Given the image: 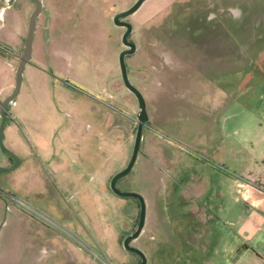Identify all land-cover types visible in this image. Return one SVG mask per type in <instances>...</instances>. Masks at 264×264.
I'll use <instances>...</instances> for the list:
<instances>
[{
    "label": "rangeland",
    "instance_id": "374dc122",
    "mask_svg": "<svg viewBox=\"0 0 264 264\" xmlns=\"http://www.w3.org/2000/svg\"><path fill=\"white\" fill-rule=\"evenodd\" d=\"M40 1L32 58L8 106L19 112L14 135H9V125L4 128L3 145L19 166L0 173L5 198L0 199V264H74L75 250L82 248L95 264H137L123 240L136 229L138 202L109 187L129 162L138 112L135 97L122 83L123 29L113 18L137 0ZM247 1L145 0L126 18L136 46L125 58L128 78L144 98L148 122L135 164L116 186L144 199L145 233L130 245L142 251L146 264H184L182 251L173 254L172 242L153 227L157 220L183 221L184 211L200 206L197 199H188L189 186L204 178L213 188L223 178L226 186L232 166L247 168L264 149V68L239 73L240 88L223 90L226 95L218 104L209 105L203 96L216 97L214 87L208 88L216 76L231 80L223 67L221 74L209 69L216 56L237 55L238 65L246 64L253 42L231 40L230 34L248 36ZM34 9L33 1L18 0L7 12V20L21 22L24 43ZM256 32H264V26L256 25ZM253 45L259 49L264 44ZM5 61L16 68L19 57ZM232 62L228 57L227 63ZM213 64L221 65L217 60ZM98 118L104 122L99 135L89 138L95 150L89 160L104 184L98 175H89L92 195L75 194L74 182L64 181L74 172V123L79 135H87ZM162 147L174 151L171 157ZM10 166L0 151V168ZM13 206L33 216L41 228L12 215ZM162 227L165 231L166 224Z\"/></svg>",
    "mask_w": 264,
    "mask_h": 264
},
{
    "label": "crops",
    "instance_id": "0c3cea01",
    "mask_svg": "<svg viewBox=\"0 0 264 264\" xmlns=\"http://www.w3.org/2000/svg\"><path fill=\"white\" fill-rule=\"evenodd\" d=\"M17 1L0 0V102L13 91L15 84L16 68L15 66L10 68L5 60L11 58L16 62L24 46L21 22L12 17L11 20L6 19L7 12ZM246 4L247 21L244 23L249 30L248 36L240 38L233 33L230 34L231 40L253 42L246 50V64L238 65V56L233 54L228 57L235 63L228 64V57L222 59L221 56H216L211 64L208 63L209 69L212 66L215 73L221 74V67L224 72L231 73L230 81L224 82L221 76L219 79L216 76L214 81H209L208 88L214 87L216 91L214 99H209L206 92L203 95L204 99L211 103L209 105L218 104L221 97L226 95L223 90L240 88L242 80L240 81L238 77L239 73L245 72L249 75L259 73L261 68H264V45L259 49H255L253 45L254 42L260 41L264 44V32H256V25L264 26V0H248ZM260 16H262L261 22ZM63 34L67 35L66 32ZM215 60L221 65L213 64ZM1 63H4L7 68L4 69ZM35 70L39 71V68L36 67ZM6 112L8 118L5 126L9 125V135L13 136L14 121L19 112L15 113L8 108ZM101 122L104 120L98 118L96 128L87 135H79L77 124L74 123V172H71L70 180L64 181L71 184L74 182L75 194L92 195L93 192L88 187L89 175H98L99 178L101 177V185L104 184L103 176L92 168L94 165L92 166L89 155L95 150L94 146L88 143L89 138L99 135ZM162 149L166 152V158L171 157L172 152L174 153L168 147H162ZM23 164L24 162L21 161V165ZM64 165L66 166L67 163ZM235 167H231L233 168L231 177L225 178L226 186H224L223 178H221L222 183L220 185L218 183V188L216 186L213 188L208 178L199 180L198 186H189L188 199H197L200 206L184 211L183 221L177 222L175 219L174 221L170 219V223H167L160 219L157 220L156 226H153L163 235L165 234L167 241L172 242L173 254L177 253L175 250L182 251L184 264H264V149L257 152V156L247 168L244 165L239 169ZM10 213L37 229L41 228L39 221L15 206L10 209ZM164 223L165 231L162 227ZM144 233L142 229L140 236L135 240H139ZM84 251L83 248L75 250L74 264H95L94 258Z\"/></svg>",
    "mask_w": 264,
    "mask_h": 264
},
{
    "label": "water",
    "instance_id": "95a60500",
    "mask_svg": "<svg viewBox=\"0 0 264 264\" xmlns=\"http://www.w3.org/2000/svg\"><path fill=\"white\" fill-rule=\"evenodd\" d=\"M31 1L34 2L35 9L29 18V24H28V30H27L25 43H24L21 55L19 57V62L15 69L14 88H13L12 93L8 97H6L3 101L0 102V151L6 158H9L13 161L12 166L7 167V168H0V173L10 172L19 166V161L16 155L4 147L3 137H4V126L8 118V114L6 112L7 108L10 104L14 102V99L18 95L21 82H22V75H23L24 67L30 62L32 58V40L34 36V31H35V20L41 12L42 2L40 0H31ZM144 1L145 0H137L129 9L119 12L113 18V22L116 26L120 28H125V32L123 33L121 37V43H122V46L125 47V49H123L119 54V68H120L121 79H122V83L124 87L135 97L137 101L138 112L136 115L137 116V130H136L132 153H131L129 162L123 170L116 173L111 178L110 183H109V187L112 193L122 198H134L137 200L139 204V216H138V223H137L136 229L132 234L128 235L123 240L124 249L138 256L141 260L139 264H146V257L142 253L141 250H139L138 248L134 246H131L130 241L137 239L142 232V229L144 226V219H145L144 199L142 198L141 195L137 193L120 191L117 188L116 183L119 178L126 175L133 168L138 152H139V149H140L143 126L145 125L146 122H148V114L146 112V104H145L144 98L142 94L140 93V91L137 88H135L133 85H131L129 78H128L127 65L125 62V58L129 55H132L136 50L135 44L130 42L128 39L129 35L132 33V25L127 21L121 20L122 18H127L128 16L135 13ZM0 199L5 201V198L1 194H0Z\"/></svg>",
    "mask_w": 264,
    "mask_h": 264
},
{
    "label": "flooded vegetation",
    "instance_id": "af4514ba",
    "mask_svg": "<svg viewBox=\"0 0 264 264\" xmlns=\"http://www.w3.org/2000/svg\"><path fill=\"white\" fill-rule=\"evenodd\" d=\"M42 10V9H41ZM122 21H127L126 20V18H122L121 19ZM128 22V21H127ZM123 29V33L125 32V28H122ZM130 36V35H129ZM128 39H129V37H128ZM129 41H130V39H129ZM131 42V41H130ZM123 49H125V47L123 48ZM9 159V158H8ZM9 161H10V165L12 166L13 165V161L11 160V159H9ZM137 258H138V262H137V264H139L140 262H141V260H140V258L137 256Z\"/></svg>",
    "mask_w": 264,
    "mask_h": 264
},
{
    "label": "built area",
    "instance_id": "2783aa9c",
    "mask_svg": "<svg viewBox=\"0 0 264 264\" xmlns=\"http://www.w3.org/2000/svg\"><path fill=\"white\" fill-rule=\"evenodd\" d=\"M7 65H8L10 68H13V66H12L11 63H7Z\"/></svg>",
    "mask_w": 264,
    "mask_h": 264
},
{
    "label": "trees",
    "instance_id": "16d2710c",
    "mask_svg": "<svg viewBox=\"0 0 264 264\" xmlns=\"http://www.w3.org/2000/svg\"><path fill=\"white\" fill-rule=\"evenodd\" d=\"M138 206H139V204H138Z\"/></svg>",
    "mask_w": 264,
    "mask_h": 264
}]
</instances>
